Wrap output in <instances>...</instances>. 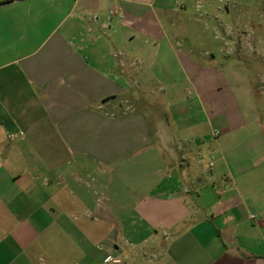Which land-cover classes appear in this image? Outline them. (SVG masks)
I'll return each mask as SVG.
<instances>
[{
    "label": "crops",
    "instance_id": "0c3cea01",
    "mask_svg": "<svg viewBox=\"0 0 264 264\" xmlns=\"http://www.w3.org/2000/svg\"><path fill=\"white\" fill-rule=\"evenodd\" d=\"M176 1L0 0V264H264V128L177 48ZM150 68L193 92L160 131Z\"/></svg>",
    "mask_w": 264,
    "mask_h": 264
},
{
    "label": "rangeland",
    "instance_id": "374dc122",
    "mask_svg": "<svg viewBox=\"0 0 264 264\" xmlns=\"http://www.w3.org/2000/svg\"><path fill=\"white\" fill-rule=\"evenodd\" d=\"M176 2L175 9L160 20L166 30H177V48L221 73L224 80L219 88L230 94V104L240 109L246 121L256 118L264 128V0ZM148 71L153 77L151 68ZM162 84L153 77L141 89L157 131L165 119L163 107L187 101L189 92L193 94L181 82L179 93L171 96Z\"/></svg>",
    "mask_w": 264,
    "mask_h": 264
},
{
    "label": "built area",
    "instance_id": "2783aa9c",
    "mask_svg": "<svg viewBox=\"0 0 264 264\" xmlns=\"http://www.w3.org/2000/svg\"><path fill=\"white\" fill-rule=\"evenodd\" d=\"M219 132H215V135H218ZM124 261L120 257H107L100 264H122Z\"/></svg>",
    "mask_w": 264,
    "mask_h": 264
}]
</instances>
